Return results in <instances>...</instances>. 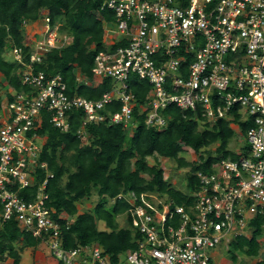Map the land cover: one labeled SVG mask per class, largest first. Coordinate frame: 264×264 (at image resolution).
Returning <instances> with one entry per match:
<instances>
[{
	"label": "built area",
	"instance_id": "1",
	"mask_svg": "<svg viewBox=\"0 0 264 264\" xmlns=\"http://www.w3.org/2000/svg\"><path fill=\"white\" fill-rule=\"evenodd\" d=\"M102 10L116 17L114 24H104L109 48L96 57L92 79L77 75L85 86L112 81L97 101L68 94L61 75L36 70L51 50L66 46L49 15L29 62L23 48L12 50L30 92L14 91L0 119V230L15 220L64 264H113L100 245L65 248L60 222L69 229L74 220L48 206L54 174L38 183L39 171L48 168L41 162L44 112L62 133L70 131L72 113L82 112L77 135L84 143L91 125L134 132L136 110L157 130L167 126L164 111L171 106L200 114L210 125L230 121L234 129L238 115L250 124L236 153L240 159H223L210 174L197 172L193 205H176L158 193L118 197L129 203L141 236L137 249L120 256L118 264H216L221 248L247 237L250 223L264 217V0H105ZM132 75L151 86L144 103L129 87ZM115 103H121L119 112L107 110ZM34 187L31 200L21 196Z\"/></svg>",
	"mask_w": 264,
	"mask_h": 264
},
{
	"label": "trees",
	"instance_id": "2",
	"mask_svg": "<svg viewBox=\"0 0 264 264\" xmlns=\"http://www.w3.org/2000/svg\"><path fill=\"white\" fill-rule=\"evenodd\" d=\"M104 2L0 0V75L8 86L19 93L30 92L29 87L24 86L20 79L22 66L16 62H7L4 56L12 47L23 48L24 60L29 62L31 50L24 45L23 26L27 22L40 21L42 12L48 11L51 25L59 26L60 33L70 38L71 42L61 49L51 50L44 57L43 63L36 66V70L45 72L49 77L61 75L70 95L77 94L94 101L101 99L111 89L112 81L105 80L97 87L85 86L77 82V75L92 79L96 57L107 52L104 24H114L116 17L112 12L102 10ZM129 87L139 103L145 102L151 89L147 81H141L135 75L130 77ZM120 109L121 103L107 107L112 113ZM135 115L138 124L132 136L121 125H91L88 127L89 143L85 144L77 135L84 120L82 112L72 113L68 133L55 129L50 123V114L43 113L39 134L47 141L41 162L46 163L48 168L39 171L38 183L46 178L48 172L53 173L54 178L48 186V206L54 208L58 215L66 214L75 219L69 229H66L64 222H60L66 249L100 245L110 255L112 263L118 264L119 257L136 250L137 242L141 240L136 231V219L130 213L131 207L126 200L118 199L120 195L159 193L176 205L191 206L195 203L191 194L200 189L195 176L197 172L210 174L221 160L240 159L239 155L229 149L237 135L230 121L221 120L210 125L204 122L200 114L171 106L164 111V115L169 118L167 126L157 130L147 127L145 115L139 116L138 110ZM240 119L236 115L235 126L245 136L250 124L242 123ZM213 146L217 147L216 156H201L196 164L181 157L186 149L202 153ZM158 157L176 162L180 169L190 168L188 194L173 188L165 180L159 163L155 166L149 164L150 158L157 160ZM65 177L66 183L63 185ZM36 189H25L20 194L31 200ZM94 191L99 196L97 206L92 213L80 215L77 204L92 197ZM2 212L0 202V214ZM58 215H55L56 219ZM121 216L127 217L129 227H120L117 218ZM99 222L105 223L106 231L98 229ZM249 227L251 238L238 237L229 244V255L234 263L238 261V254L249 258L260 256L262 245L259 239L264 231V217H257ZM18 241L23 243L22 248L16 246ZM40 244V240L22 233L17 222L11 220L0 230V262L10 258L13 264H21V251L24 248H37ZM49 264L64 263L52 256ZM257 264H264V254Z\"/></svg>",
	"mask_w": 264,
	"mask_h": 264
},
{
	"label": "rangeland",
	"instance_id": "3",
	"mask_svg": "<svg viewBox=\"0 0 264 264\" xmlns=\"http://www.w3.org/2000/svg\"><path fill=\"white\" fill-rule=\"evenodd\" d=\"M48 13V11H43L42 12V17H41V21L39 26L44 25L45 23V16ZM45 16V17H44ZM44 21V22H43ZM29 23H25L23 26L27 27ZM42 31V28H38V32L35 35L33 30H29L30 34H28V36L26 37L27 41L29 42V44L31 43V39L29 38L31 37H36L39 36V33ZM109 29L111 30H115V26L110 25ZM60 37L62 39H64V41H66V45H68L71 42L70 38H66V36L64 34L60 33ZM27 42V43H28ZM11 43V42H9ZM108 40L105 42V45H108ZM2 76H0V95L1 98L4 100L7 99V97L9 96L8 91L5 87L4 82L1 81ZM235 128V127H234ZM236 137L235 139H233L229 145V149L230 151L234 152V153H241L243 147H244V136L241 134V132L236 128ZM133 132L130 131L129 135L132 136ZM89 142L86 141L85 144H88ZM216 150L217 147L213 146L211 148L208 149V151H204L202 153H196L192 150L186 149L185 152L182 153L181 157H183L184 159H186V161L190 162V163H198L201 156L208 158L210 157V155L212 156H216ZM159 163L161 169H163L164 174H165V180L175 189L182 191L183 193L188 194L189 190H188V176L190 175V168L188 169H180L178 167V164L172 160L166 159V158H162V157H158L157 160L155 158H150L149 159V164L151 166H155V164ZM66 183V177L63 180V185ZM159 194V193H158ZM99 202V196L97 191L93 192L92 197L84 199L83 201L79 202L77 205L79 206L80 212L82 213H92L93 210L95 209V207L97 206ZM111 203H114V201H112ZM117 222H119L120 226L121 225H125L127 222V217L126 216H121L117 218ZM98 227L100 230H105L106 226L103 222H99L98 223ZM247 235L249 237L252 236V232L251 231H247ZM261 245H262V250L260 252V256L257 258H249L245 255H241L238 254V261L236 263H234L231 259V256L229 255V247H224L221 248L218 252V254L215 256V260L217 264H257L258 262L261 261L263 254H264V231H263V235L262 237H260L259 239ZM19 247V246H18ZM39 248V251L44 252L46 255H48L49 257L52 258V252L50 250V248L46 245V244H41Z\"/></svg>",
	"mask_w": 264,
	"mask_h": 264
},
{
	"label": "crops",
	"instance_id": "4",
	"mask_svg": "<svg viewBox=\"0 0 264 264\" xmlns=\"http://www.w3.org/2000/svg\"><path fill=\"white\" fill-rule=\"evenodd\" d=\"M48 15V13L45 15V16H47ZM44 16V17H45ZM46 18V17H45ZM41 21V20H40ZM40 21H38V22H27V23H29L28 25H27V27H24V29H23V36H24V45L26 46V47H29L30 49H31V47H33V45L35 44V42L39 39V38H41V36L43 35V32H44V27H45V24L44 25H42V22H41V25L39 26V24H40ZM44 22V21H43ZM45 23V22H44ZM38 28H42V31H41V29H40V33H39V36H37V38L36 37H29L32 41H31V43L29 44V42L27 41V39H26V37L28 36V34H30V29L31 30H33L34 31V34L36 35L37 34V32L39 31L38 30ZM107 40L106 39H104V42H106ZM28 42V43H27ZM108 44V43H107ZM107 48H109V45H105ZM12 50H13V47L12 48H10L9 50H8V52L5 54V56H4V58H5V60L7 61V62H10V63H15V56L13 55V53H12ZM1 76V75H0ZM1 81L2 82H4V84H5V86H7V87H5L6 89H7V91H8V94H9V96L7 97V99L6 100H4L3 101V99L1 98V95H0V102H1V111H0V119H2V117H5V115H6V105H7V102L9 101V100H11L12 99V95H13V93H14V90L12 89V88H10L9 86H8V84H7V82L6 81H4V79L3 78H1ZM98 83V82H97ZM97 86H99V85H97L96 84V86H94V87H97ZM83 201V200H82ZM111 204H113V203H111ZM77 207H78V210H79V214L81 215V214H83L82 212H80V209H79V206L77 205ZM87 213H89V212H87ZM73 220H75L74 218H73ZM119 223V222H118ZM105 224V223H104ZM98 226V225H97ZM106 226V225H105ZM1 227V226H0ZM121 228H127L128 227V222H126V224L123 226V225H121L120 226ZM98 229H99V227H98ZM100 230V229H99ZM107 230V227H106V229L105 230H100V231H106ZM251 231V230H250ZM252 232V231H251ZM247 237L248 238H251V237H249L248 235H247ZM18 248H22L23 247V243L22 242H20V241H18L17 242V245H16ZM41 246V244L39 245V247ZM218 254V253H217ZM216 254V255H217ZM50 259H51V257H49L48 255H46L44 252H40L39 251V248L37 247V248H24L22 251H21V264H49L50 263ZM13 260L12 259H10V258H7L4 262H0V264H13ZM217 264V263H216Z\"/></svg>",
	"mask_w": 264,
	"mask_h": 264
},
{
	"label": "clouds",
	"instance_id": "5",
	"mask_svg": "<svg viewBox=\"0 0 264 264\" xmlns=\"http://www.w3.org/2000/svg\"><path fill=\"white\" fill-rule=\"evenodd\" d=\"M245 237V236H244ZM248 238V237H247Z\"/></svg>",
	"mask_w": 264,
	"mask_h": 264
}]
</instances>
